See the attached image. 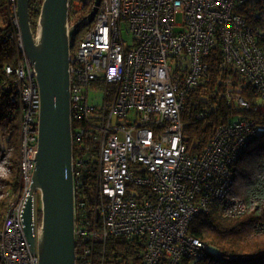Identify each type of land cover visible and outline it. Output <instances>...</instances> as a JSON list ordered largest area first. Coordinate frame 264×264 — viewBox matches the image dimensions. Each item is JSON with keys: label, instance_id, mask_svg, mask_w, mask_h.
<instances>
[{"label": "built area", "instance_id": "1", "mask_svg": "<svg viewBox=\"0 0 264 264\" xmlns=\"http://www.w3.org/2000/svg\"><path fill=\"white\" fill-rule=\"evenodd\" d=\"M245 1H100L70 52L69 67L71 122L74 117L82 123L72 131L73 142L88 137L96 148L89 212L81 192V168L87 165L81 145L73 156L75 240L84 264H92L93 245L110 236L144 239V264L221 257L216 247L191 235L189 225L215 207L231 217L244 212L243 200L230 196L234 170L254 136L264 131V120L238 118L221 124L197 153L185 143L181 111L189 90L206 77L205 56L216 46L221 67L237 70L244 86L252 84L263 101L257 108L264 109V57L252 28L235 11ZM89 4L69 0V12ZM8 10V36L20 55L6 71L14 72L22 104V186L0 227V264H38L23 232L22 210L35 163L40 94L22 46L17 0H8ZM175 14L181 16L179 23ZM123 26L135 42L132 49L125 46ZM90 87L103 88L101 106L89 103ZM223 94L248 107L240 95Z\"/></svg>", "mask_w": 264, "mask_h": 264}, {"label": "trees", "instance_id": "2", "mask_svg": "<svg viewBox=\"0 0 264 264\" xmlns=\"http://www.w3.org/2000/svg\"><path fill=\"white\" fill-rule=\"evenodd\" d=\"M94 0L79 11L69 12V20H78L87 14ZM42 0H29V16L32 29L36 30ZM6 10L7 21L0 24V227L13 199L21 193L20 150L22 104L20 91L15 82L12 69L19 59L15 39L8 36L10 30V13L8 0H0V11ZM252 28L256 44L264 57V0H247L235 9ZM87 28L77 34L75 46L83 37ZM74 46V48H75ZM207 76L197 87L189 90L181 111L182 134L187 148L193 152H202L211 140L215 129L238 118L264 120V109L257 108L263 101L252 84L244 86L245 78L232 67H221V50L212 48L204 60ZM219 86L225 92L240 95L248 107L236 105L235 100L215 95ZM72 117L71 127L74 132L80 126ZM83 148L85 162L82 167L85 181L82 199L92 207V189L96 176L94 143L88 137L73 142V156L76 157L77 146ZM75 171V169H74ZM234 181L230 196L233 200H243L244 212L237 217L218 214L217 207L209 213L196 216L190 222L191 235L216 247L220 258L208 256L205 259L191 260L182 258L178 264H264V131L254 136L246 151L236 164ZM76 196V201H78ZM85 205V206H86ZM84 206V208H85ZM88 216V218H90ZM145 250L144 239L110 236L104 244L93 245L90 254L92 264H144L142 255ZM78 242L76 244V264H84L78 259ZM164 264V260L160 262Z\"/></svg>", "mask_w": 264, "mask_h": 264}, {"label": "water", "instance_id": "3", "mask_svg": "<svg viewBox=\"0 0 264 264\" xmlns=\"http://www.w3.org/2000/svg\"><path fill=\"white\" fill-rule=\"evenodd\" d=\"M100 1L94 0L91 10L69 25V0H42L34 31L29 0H17L22 46L40 94L35 163L22 210L23 232L38 264H76L70 52L77 34L94 19Z\"/></svg>", "mask_w": 264, "mask_h": 264}, {"label": "rangeland", "instance_id": "4", "mask_svg": "<svg viewBox=\"0 0 264 264\" xmlns=\"http://www.w3.org/2000/svg\"><path fill=\"white\" fill-rule=\"evenodd\" d=\"M81 18H79V19H81ZM174 20H175L176 23H179L181 21L180 14H175ZM6 21H7V16H6V10L4 9V10L0 11V24L2 26H4ZM174 30L175 31H179L180 27L175 26ZM122 32H123V36H124L123 40H124L125 46L127 48H130V49L134 48L135 47V42L132 40V37L130 35H127L124 26L122 27ZM206 76H207V74H206ZM198 85H199V83L196 86H194V87H197ZM214 93H215V95L221 97L223 91L221 90V88L219 86H217L216 87V91H214ZM103 97H104L103 88L90 87V90L88 92V98H89V103L91 105L101 106L103 104ZM234 119H237V116H235ZM35 197H36V201H35L36 219L39 220L40 213H41V202L39 200L38 191L36 192Z\"/></svg>", "mask_w": 264, "mask_h": 264}, {"label": "flooded vegetation", "instance_id": "5", "mask_svg": "<svg viewBox=\"0 0 264 264\" xmlns=\"http://www.w3.org/2000/svg\"><path fill=\"white\" fill-rule=\"evenodd\" d=\"M76 39H77V37H76Z\"/></svg>", "mask_w": 264, "mask_h": 264}]
</instances>
